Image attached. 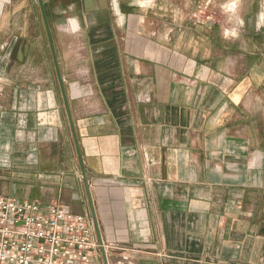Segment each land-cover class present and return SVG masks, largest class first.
<instances>
[{
	"label": "crops",
	"instance_id": "1",
	"mask_svg": "<svg viewBox=\"0 0 264 264\" xmlns=\"http://www.w3.org/2000/svg\"><path fill=\"white\" fill-rule=\"evenodd\" d=\"M237 1L186 31L132 0L47 10L82 164L35 7L12 33L0 2V196L95 214L108 264H264V0Z\"/></svg>",
	"mask_w": 264,
	"mask_h": 264
},
{
	"label": "built area",
	"instance_id": "2",
	"mask_svg": "<svg viewBox=\"0 0 264 264\" xmlns=\"http://www.w3.org/2000/svg\"><path fill=\"white\" fill-rule=\"evenodd\" d=\"M103 248L89 215L0 196V264H95Z\"/></svg>",
	"mask_w": 264,
	"mask_h": 264
},
{
	"label": "rangeland",
	"instance_id": "3",
	"mask_svg": "<svg viewBox=\"0 0 264 264\" xmlns=\"http://www.w3.org/2000/svg\"><path fill=\"white\" fill-rule=\"evenodd\" d=\"M2 1L3 0H0V2ZM7 1H9V3L7 4L6 7H4L3 14L16 15L17 17H21V20H25L23 24L20 23L12 24L11 25L12 33H16L18 31L19 32L29 31L32 24L31 23L28 24V17H30V15H34V7H35V12H36L35 15L37 16V22H38L37 27L39 28L38 31L41 32L44 38V43L46 46L45 49L47 50V57L49 59V63L52 65L54 69L53 59L49 48V43L47 40V35L38 1L37 0H7ZM61 1L62 0H43L46 9V14H47V10L50 11V9H53L54 6H58L59 8V5H61ZM132 1L136 3L139 9L150 10V11L156 8L160 9L159 11L164 15L165 21L166 23H168V25L171 26L181 23L180 24L182 25L181 29L185 31L188 29V27H191V25H188L190 21H192V23H197V24H201V23L205 25L210 24L216 27H220L221 26L220 23H223V25H227L226 24L228 21L227 16L236 14L239 8V1L237 0H233V1L227 0L221 2L220 1L216 2V0H132ZM58 10L59 9L56 8L54 13H56V11L58 12ZM210 17L212 18L211 22L207 21V18ZM59 20L60 18L53 17L51 20L52 22H50L48 18L52 38L54 34H58L60 30L62 31L61 24L60 22H58ZM193 25L194 24H192V26ZM226 29L227 28H225L224 30ZM20 48L22 49V51L19 52L23 54L22 58L26 60L27 57H25L26 55L24 54V50L22 47ZM37 53L39 52L37 51ZM39 56L40 54L35 55V53L33 52L34 60L33 59L32 60L34 63L37 64L38 68H40L41 65L40 63L43 62Z\"/></svg>",
	"mask_w": 264,
	"mask_h": 264
},
{
	"label": "water",
	"instance_id": "4",
	"mask_svg": "<svg viewBox=\"0 0 264 264\" xmlns=\"http://www.w3.org/2000/svg\"><path fill=\"white\" fill-rule=\"evenodd\" d=\"M37 1H38V4H39V7H40V11H41V15H42V19H43L46 35H47V40H48V43H49V48H50V51H51V55H52L53 63H54V66H55V70H56V73H57V77H58L61 93H62L63 100H64V103H65V107H66V110H67V114H68V117H69L70 125H71L72 131H73L74 139H75V142H76V145H77L79 160H80V163L82 164L83 163L82 162V157H81L80 150H79V147H78V141H77L75 128H74V124H73V119H72V115H71V111H70L68 96H67L64 80H63L62 75H61L59 62H58V58H57V55H56L54 42H53V38H52L50 26H49L47 14H46L45 5H44L43 0H37ZM82 176H83V180L86 183V186L88 188L87 174H86L85 169H84L83 166H82ZM91 205H92V209H93V212H94L93 204H91ZM94 219L96 220V215L95 214H94ZM98 233H99V230H98ZM100 242H101V244H103L101 239H100ZM102 252H103L105 264H108L106 251H105L104 248H103Z\"/></svg>",
	"mask_w": 264,
	"mask_h": 264
},
{
	"label": "bare ground",
	"instance_id": "5",
	"mask_svg": "<svg viewBox=\"0 0 264 264\" xmlns=\"http://www.w3.org/2000/svg\"><path fill=\"white\" fill-rule=\"evenodd\" d=\"M234 7V6H233ZM234 11V10H233ZM235 32V31H234ZM227 35H228V33H227Z\"/></svg>",
	"mask_w": 264,
	"mask_h": 264
}]
</instances>
